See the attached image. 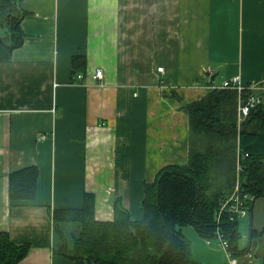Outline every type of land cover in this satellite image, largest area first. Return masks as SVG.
Here are the masks:
<instances>
[{
	"label": "crops",
	"instance_id": "1",
	"mask_svg": "<svg viewBox=\"0 0 264 264\" xmlns=\"http://www.w3.org/2000/svg\"><path fill=\"white\" fill-rule=\"evenodd\" d=\"M20 5L28 11L23 44L11 51L0 43V231L31 244L17 264H72L59 253L54 209L82 208L88 194L98 220L114 219L116 199L142 220L147 184L164 167L188 160L187 104L234 75L259 83L264 97V0ZM76 55L84 58L81 78ZM97 69L102 77H94ZM239 104L240 98L238 111ZM30 166L39 169L36 198L12 200L11 173ZM261 197L241 216L251 221L242 249L238 218L239 264H264L255 240L260 234L264 244ZM73 227L65 225L67 235ZM183 235L190 264L228 260L195 227Z\"/></svg>",
	"mask_w": 264,
	"mask_h": 264
},
{
	"label": "trees",
	"instance_id": "2",
	"mask_svg": "<svg viewBox=\"0 0 264 264\" xmlns=\"http://www.w3.org/2000/svg\"><path fill=\"white\" fill-rule=\"evenodd\" d=\"M21 1L0 0V43L11 51L26 37L21 22L28 11ZM83 64L82 56H74L75 73ZM238 93L213 88L187 104L188 160L164 167L155 182L147 184L142 220L133 219L120 199L115 200L113 220H98L94 197L88 194L82 208L54 209L55 233L62 242L59 253L72 264H190V244L183 235L190 225L205 238L214 237L221 227L236 250L238 219L223 213L218 221L221 200L234 190L237 180L254 199L264 196V107L252 108L239 122ZM251 93L244 90L241 96ZM38 177L37 166L13 171L10 198L35 199ZM66 224L74 226L70 235ZM30 248V243L17 244L7 231H0V264H17Z\"/></svg>",
	"mask_w": 264,
	"mask_h": 264
},
{
	"label": "built area",
	"instance_id": "3",
	"mask_svg": "<svg viewBox=\"0 0 264 264\" xmlns=\"http://www.w3.org/2000/svg\"><path fill=\"white\" fill-rule=\"evenodd\" d=\"M159 70H163V67H159ZM103 71L97 69L94 77H102ZM83 75L79 74L78 77L81 78ZM224 86L228 88H236L240 93V104H239V117L241 120L245 119L252 108L256 106H264V97L257 92H252L247 98H242L241 94L246 89L257 88L255 83L250 85L243 84L240 76H233L224 82ZM253 199L249 193L242 191L239 184L234 188L233 192L227 197L221 200V208L218 216V221H220V214L227 213L230 215L231 220H235L237 217L247 215L249 211V201ZM217 231V243L219 248L226 250L228 260L225 264H239V257L236 255L235 250L232 247V242L225 231H221V227ZM212 240L208 239V243Z\"/></svg>",
	"mask_w": 264,
	"mask_h": 264
},
{
	"label": "rangeland",
	"instance_id": "4",
	"mask_svg": "<svg viewBox=\"0 0 264 264\" xmlns=\"http://www.w3.org/2000/svg\"><path fill=\"white\" fill-rule=\"evenodd\" d=\"M164 68V67H163ZM160 71H162V70H160ZM234 76H237V75H234ZM239 76V75H238ZM233 77V76H232ZM231 78V77H230ZM229 78H226L225 80H224V82L226 81V80H228ZM240 79H241V77H240ZM224 82L222 83V85L219 87V88H223V89H234V90H237L238 92H239V90L238 89H236V88H228V87H225L224 86ZM252 83H255L256 84V86H257V88H255V89H246V90H249V91H251V92H256L258 89H260L262 86L259 84V83H256V82H252ZM252 83H248L247 85H250V84H252ZM243 93V92H242ZM238 95H239V97H240V93H238ZM262 107H264V106H262ZM239 113V112H238ZM247 118V117H246ZM239 122H242V121H239ZM237 184H239V182H238V180L236 181V185H235V187L237 186ZM240 185V184H239ZM233 192V191H232ZM231 192V193H232ZM245 192V191H244ZM230 193V194H231ZM230 194H228V195H230ZM228 195H225V197H227ZM250 196H252V195H250ZM253 197V196H252ZM261 199H264L263 197H261ZM252 200V199H251ZM250 200V201H251ZM220 208H221V206H220ZM220 208H219V211H220ZM218 211V212H219ZM219 216V213L217 214V217ZM220 216H221V214H220ZM238 218H240L239 219V231H242L243 232V237L241 238L240 237V239L239 240H241L240 242H239V247L242 249V246L244 245V246H246V245H248V243H249V241H250V236H251V232H250V228H251V221H250V217L249 218H244V217H237L236 219H238ZM235 219V220H236ZM219 227H217V230H216V234H215V236L214 237H208L206 240H207V242H208V239H211L212 240V242L213 241H216V243H217V231L219 230L218 229ZM221 231H224L222 228L220 229ZM260 234H258L256 237H255V240H257L258 241V245H259V251L261 252V253H263L264 252V244H263V238L261 237V236H259ZM238 240V241H239ZM235 253H236V255L239 257V252H238V250L236 249L235 250ZM226 263V262H225Z\"/></svg>",
	"mask_w": 264,
	"mask_h": 264
}]
</instances>
